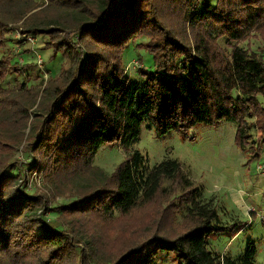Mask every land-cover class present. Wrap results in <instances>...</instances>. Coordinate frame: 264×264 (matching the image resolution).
Instances as JSON below:
<instances>
[{
	"label": "trees",
	"instance_id": "obj_1",
	"mask_svg": "<svg viewBox=\"0 0 264 264\" xmlns=\"http://www.w3.org/2000/svg\"><path fill=\"white\" fill-rule=\"evenodd\" d=\"M17 31L43 36L48 62L59 53L63 61L46 80L6 90L27 53L13 49L22 47ZM263 32L264 0H0V264H159L164 252L178 264H263L253 238L241 253L212 246L247 222H224L180 161L151 165L131 148L144 123L166 135L230 121L237 144L257 158L264 49L240 42ZM138 40L154 62L140 79L123 63ZM114 142L127 155L107 173L94 158ZM20 146L31 160L14 158ZM28 170L47 190L29 191ZM57 193L68 200L50 205ZM107 221L120 228L116 237Z\"/></svg>",
	"mask_w": 264,
	"mask_h": 264
},
{
	"label": "rangeland",
	"instance_id": "obj_2",
	"mask_svg": "<svg viewBox=\"0 0 264 264\" xmlns=\"http://www.w3.org/2000/svg\"><path fill=\"white\" fill-rule=\"evenodd\" d=\"M176 25L177 30L183 33L182 25L177 22ZM22 35L17 31L13 36L19 39ZM39 38L40 40L36 39L34 43L23 39L21 48H13L16 52L24 49L27 53H18L16 58L22 69L18 73L12 72L7 77L2 84L4 89L16 88V84L19 82L38 84L52 74L49 70L50 65L61 68L63 57L60 53L51 62H48L47 55H35L39 49H43L42 45L38 47V41L43 44L44 38L43 36ZM138 43L139 40L131 42L126 47L123 63H125L126 73L129 77L140 79V72L152 69L154 62L146 48L137 47ZM219 43L228 48L224 40H219ZM11 44L9 42L8 46H12ZM240 44L253 52L263 50L264 32L251 35L242 40ZM42 60L43 63L40 65ZM24 62L28 64H24ZM140 134L139 140L133 142L131 148L139 149L151 165L164 159L175 158L181 162L185 174L190 176L193 184L203 190V200L218 206L224 222L233 220L247 222L235 235L222 234L217 239H212V246H216V249L225 253L229 249L241 253L245 249L248 238H253L259 248L258 262L264 264V148L257 158L250 159V153L242 149L235 141L236 124L230 121H222L213 126L199 124L185 133L170 131L166 135L155 134L144 123ZM14 152V158L21 161L32 159L29 151L21 149V146ZM125 155L127 152L121 144L116 142L103 144L99 147L94 163L105 172L110 173ZM25 167L27 166L23 164L22 170ZM27 180L30 192L47 190L46 180L37 171L28 170ZM171 182L172 180L168 178L165 184L170 186ZM67 200L68 198L57 193L50 205H57V203ZM46 216L49 217L48 219H54L57 213L49 210ZM88 221L91 226L97 219L90 217ZM105 230L108 235H114V237L121 231L118 226L114 228L109 221L106 222ZM230 239L231 241L227 245ZM174 256L175 252L160 253L157 262L159 264H178V259ZM95 261L92 259L91 264H106Z\"/></svg>",
	"mask_w": 264,
	"mask_h": 264
},
{
	"label": "crops",
	"instance_id": "obj_3",
	"mask_svg": "<svg viewBox=\"0 0 264 264\" xmlns=\"http://www.w3.org/2000/svg\"><path fill=\"white\" fill-rule=\"evenodd\" d=\"M47 55L48 56V58H49V56L52 54V51L50 50V49H39L36 53H35V55L36 56H42V55ZM50 65V64H49ZM59 69H60V67H58V66H51L50 65V71H51V73L52 74H55L57 71H59ZM263 182H264V180H263ZM253 214V213H252ZM254 217V216H253ZM259 217V216H258ZM232 238V237H231ZM231 241V239L227 242V245H228V243ZM231 254L232 253H237V252H234L233 250L231 251L230 249L228 250Z\"/></svg>",
	"mask_w": 264,
	"mask_h": 264
},
{
	"label": "built area",
	"instance_id": "obj_4",
	"mask_svg": "<svg viewBox=\"0 0 264 264\" xmlns=\"http://www.w3.org/2000/svg\"><path fill=\"white\" fill-rule=\"evenodd\" d=\"M22 42V40H30L32 41L33 43L36 41V38L33 37L32 35H29V34H23L20 38H19ZM41 60V59H40ZM42 61L40 62V65H41ZM254 210V209H253Z\"/></svg>",
	"mask_w": 264,
	"mask_h": 264
}]
</instances>
